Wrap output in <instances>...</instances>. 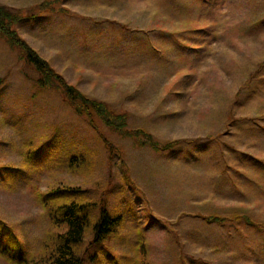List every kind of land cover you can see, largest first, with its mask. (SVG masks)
I'll return each instance as SVG.
<instances>
[{
	"label": "rangeland",
	"instance_id": "374dc122",
	"mask_svg": "<svg viewBox=\"0 0 264 264\" xmlns=\"http://www.w3.org/2000/svg\"><path fill=\"white\" fill-rule=\"evenodd\" d=\"M58 1L70 14L49 15L53 26L49 16L19 26L31 47L69 84L126 114L131 129L181 142L156 155L104 131L133 183L111 180L110 206L135 205L150 263L264 264V0ZM39 76L0 42V219L33 251L46 225L24 181L54 184L57 130L72 155L79 150V176L64 173L66 184L97 190L108 168L117 174L102 138L60 94L39 88ZM203 217L225 219L223 228ZM111 238L117 255L128 251Z\"/></svg>",
	"mask_w": 264,
	"mask_h": 264
},
{
	"label": "trees",
	"instance_id": "16d2710c",
	"mask_svg": "<svg viewBox=\"0 0 264 264\" xmlns=\"http://www.w3.org/2000/svg\"><path fill=\"white\" fill-rule=\"evenodd\" d=\"M53 6L54 3L44 2L32 10L37 15L55 11ZM23 18L21 11H13L0 4V36L12 48L23 49L24 60L40 75L37 85L41 89H56L62 93L73 112L78 116H85L98 131L105 126L123 138L146 134L140 130L130 132L125 115L116 114L103 102L88 98L57 75L47 61L20 39L14 30L15 25ZM146 136L153 147L159 148L151 136ZM174 144L176 143H169L166 147ZM73 150L57 142L53 178L55 182L46 190H40L39 180L24 181L25 186L32 187L30 194L40 207L46 225L44 234L37 240L38 250L33 251L24 237L17 236L15 230L0 219V257L10 264H151V245L141 235L129 246L133 253L131 258H114L108 254L106 260L102 259L101 253L108 247L109 236L132 217V210L127 208L122 212L111 208L107 197L94 202L91 197L86 196L88 191L79 185L66 184L61 179V174L65 172L79 174V153L72 155Z\"/></svg>",
	"mask_w": 264,
	"mask_h": 264
},
{
	"label": "crops",
	"instance_id": "0c3cea01",
	"mask_svg": "<svg viewBox=\"0 0 264 264\" xmlns=\"http://www.w3.org/2000/svg\"><path fill=\"white\" fill-rule=\"evenodd\" d=\"M18 0H14L13 1V3L14 2H17ZM21 2V4L22 5H28V4H31V5H33V4H36V3H39V2H41V0H20ZM5 5H7V6H10L9 4H6V3H4ZM44 20V19H43ZM24 25L26 24V23H23ZM46 24H48V23H46ZM22 25V24H21ZM31 26V29L32 30H34V31H36L35 30V28H34V24H32V25H30ZM25 37V36H24Z\"/></svg>",
	"mask_w": 264,
	"mask_h": 264
}]
</instances>
